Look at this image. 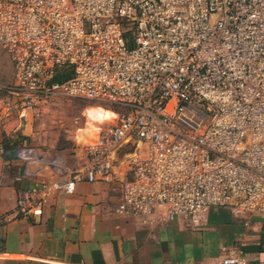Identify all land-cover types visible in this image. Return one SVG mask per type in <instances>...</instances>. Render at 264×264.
I'll return each mask as SVG.
<instances>
[{"label": "built area", "instance_id": "obj_1", "mask_svg": "<svg viewBox=\"0 0 264 264\" xmlns=\"http://www.w3.org/2000/svg\"><path fill=\"white\" fill-rule=\"evenodd\" d=\"M0 48L8 117L57 97L117 109L77 166L22 144L15 180L55 179L19 189L0 225H41L46 200L81 183L120 185L114 212L162 229L214 208L264 217V0H0Z\"/></svg>", "mask_w": 264, "mask_h": 264}, {"label": "crops", "instance_id": "obj_2", "mask_svg": "<svg viewBox=\"0 0 264 264\" xmlns=\"http://www.w3.org/2000/svg\"><path fill=\"white\" fill-rule=\"evenodd\" d=\"M0 108V213L15 208L21 188L55 179L53 171L18 183L19 148L28 127ZM85 147V146H84ZM84 147L71 166L82 163ZM50 153V152H44ZM120 185L81 183L75 193L54 192L45 202L43 222L22 218L0 225V264H211L239 254L248 264H264V217L245 221L223 208L192 227L182 218L166 229L142 219L118 216Z\"/></svg>", "mask_w": 264, "mask_h": 264}, {"label": "rangeland", "instance_id": "obj_3", "mask_svg": "<svg viewBox=\"0 0 264 264\" xmlns=\"http://www.w3.org/2000/svg\"><path fill=\"white\" fill-rule=\"evenodd\" d=\"M13 82L12 64L5 51L0 48V86H8ZM5 98L6 93L0 90V108L4 106ZM95 107L111 112L117 110L108 104L94 103L79 97L54 98L39 109L28 112L27 117L21 119V123L28 127V135L23 138V142L41 153H63L70 161L86 145L75 141L77 132L87 126V117L83 112L86 108ZM112 122L98 126L106 128Z\"/></svg>", "mask_w": 264, "mask_h": 264}, {"label": "clouds", "instance_id": "obj_4", "mask_svg": "<svg viewBox=\"0 0 264 264\" xmlns=\"http://www.w3.org/2000/svg\"><path fill=\"white\" fill-rule=\"evenodd\" d=\"M83 115L87 117V126L79 130L76 134V143H89L91 138L99 135L101 128L97 125H103L114 121L117 117L111 111H105L101 108H86Z\"/></svg>", "mask_w": 264, "mask_h": 264}, {"label": "trees", "instance_id": "obj_5", "mask_svg": "<svg viewBox=\"0 0 264 264\" xmlns=\"http://www.w3.org/2000/svg\"><path fill=\"white\" fill-rule=\"evenodd\" d=\"M70 75H69V73H67V74H65V73H61V74H59L58 75V79L60 80V81H63V80H65V79H67L68 77H69ZM23 138H19V140H22Z\"/></svg>", "mask_w": 264, "mask_h": 264}, {"label": "bare ground", "instance_id": "obj_6", "mask_svg": "<svg viewBox=\"0 0 264 264\" xmlns=\"http://www.w3.org/2000/svg\"><path fill=\"white\" fill-rule=\"evenodd\" d=\"M95 108H97V107H95ZM98 126V125H97ZM99 127V126H98Z\"/></svg>", "mask_w": 264, "mask_h": 264}]
</instances>
